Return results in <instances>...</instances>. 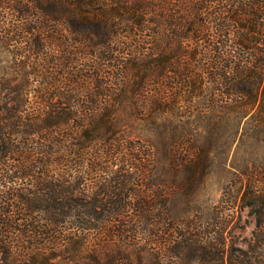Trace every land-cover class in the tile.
I'll return each instance as SVG.
<instances>
[{
    "label": "trees",
    "instance_id": "obj_1",
    "mask_svg": "<svg viewBox=\"0 0 264 264\" xmlns=\"http://www.w3.org/2000/svg\"><path fill=\"white\" fill-rule=\"evenodd\" d=\"M0 39L23 72L0 78V264H264V0H0ZM128 118L178 129L177 162L238 139L244 246L223 206L170 217Z\"/></svg>",
    "mask_w": 264,
    "mask_h": 264
},
{
    "label": "rangeland",
    "instance_id": "obj_2",
    "mask_svg": "<svg viewBox=\"0 0 264 264\" xmlns=\"http://www.w3.org/2000/svg\"><path fill=\"white\" fill-rule=\"evenodd\" d=\"M14 48L12 43L0 39V78L20 76L23 73L14 64ZM127 120L129 124L125 127L126 132L132 137L149 141L154 148L156 159L154 179L168 193L170 217L174 220L198 218L202 222L212 221L216 208L223 206L230 213L227 216L229 221L224 230L225 235L235 245L244 246L254 227V219L247 209H243L240 220L236 221V217L231 214L234 207H230L233 205L231 195L223 196L222 193L237 166L243 163L242 147L238 139L226 145L227 151L224 154L218 152L221 149L220 145L204 137L195 142H186L185 148L210 149L211 152L207 156L198 155L191 161L177 162L172 150L176 145L174 139L179 132L178 129H173L172 126L152 125L135 118ZM193 128L185 126L184 130ZM261 144L262 148L258 154L263 157L264 141L257 146ZM143 260L144 262L150 260L146 252L143 254Z\"/></svg>",
    "mask_w": 264,
    "mask_h": 264
}]
</instances>
